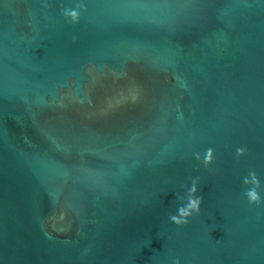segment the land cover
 Listing matches in <instances>:
<instances>
[{
  "label": "water",
  "instance_id": "95a60500",
  "mask_svg": "<svg viewBox=\"0 0 264 264\" xmlns=\"http://www.w3.org/2000/svg\"><path fill=\"white\" fill-rule=\"evenodd\" d=\"M251 188L264 0H0V264H264Z\"/></svg>",
  "mask_w": 264,
  "mask_h": 264
},
{
  "label": "clouds",
  "instance_id": "9594fccd",
  "mask_svg": "<svg viewBox=\"0 0 264 264\" xmlns=\"http://www.w3.org/2000/svg\"><path fill=\"white\" fill-rule=\"evenodd\" d=\"M73 17L75 18L77 13L72 12ZM199 158V157H198ZM213 160L212 150H208V155L204 158V163L207 165ZM244 183H248L245 179ZM198 191V183L194 181L192 187L189 189V196L187 197V203L179 209L178 214H174L170 217L171 221L177 225H184L190 222V218L201 212V206L203 204V197L197 196L195 193ZM251 203H260L264 201V197L261 196L260 192L255 188H251L246 192ZM63 215V214H61ZM174 264H181L179 257L175 258Z\"/></svg>",
  "mask_w": 264,
  "mask_h": 264
}]
</instances>
